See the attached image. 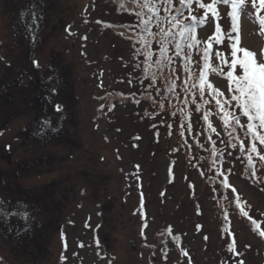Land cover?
<instances>
[{
	"label": "rangeland",
	"instance_id": "obj_1",
	"mask_svg": "<svg viewBox=\"0 0 264 264\" xmlns=\"http://www.w3.org/2000/svg\"><path fill=\"white\" fill-rule=\"evenodd\" d=\"M219 6L228 35L229 7ZM171 8L163 0H0V187L21 181L28 198H42L40 189L59 179L68 197L60 217L49 202L29 216L33 235L19 219L24 204L0 200V264H264V145L250 152L247 119L231 100L221 61L229 39L215 41L212 18L198 32L216 43L213 70L197 58L185 69L170 32L184 29ZM255 10L248 0L241 37L259 59L264 35ZM61 56L70 70L64 83L45 75ZM34 65L44 85L72 93L73 156L64 146L33 150L19 136L35 115L18 101L34 88ZM54 153L61 156L52 168ZM38 161V170L25 171ZM16 162L25 176L13 173ZM33 249L46 253L31 258L25 250Z\"/></svg>",
	"mask_w": 264,
	"mask_h": 264
},
{
	"label": "trees",
	"instance_id": "obj_2",
	"mask_svg": "<svg viewBox=\"0 0 264 264\" xmlns=\"http://www.w3.org/2000/svg\"><path fill=\"white\" fill-rule=\"evenodd\" d=\"M246 0V4H247ZM201 3L207 5L211 4V1L206 2L205 0H200ZM220 4L218 3L214 5V8L217 12V14H220ZM173 8L180 9V11H175L174 18L177 22V27L184 29L183 33H178L176 31H170L173 35L172 38L177 42L179 40V44L176 45V54L174 56L178 59V61H187L188 64L185 67V69H188L190 66V63L194 61L196 58L195 65L200 64L202 69L207 73L210 70H213L211 68L212 66V52L214 50V46L216 43H214L212 40H204L199 35V28L206 25L212 18H214L213 13L206 8H200L199 5L196 3V0H192V3L189 5L187 3V0H185V4L181 5L180 0H172ZM225 5V4H223ZM229 7V15L231 17V5H226ZM173 8H171L170 11H173ZM207 12V16L205 13ZM262 13V12H261ZM260 13V14H261ZM126 17H131V13H124ZM192 17H196V19H192ZM216 25L219 24L220 27L223 26V23L220 22V17H215ZM166 19H168V16H166ZM232 22V19H231ZM239 28H240V17H239ZM188 29H194V32L188 31ZM222 33V39L221 42H217L219 44L223 42V40L226 38L229 39L230 45L232 43V40L230 37H234L236 33L231 30L228 35L225 33ZM217 35V34H216ZM227 35V37H226ZM240 35V32H239ZM28 36V35H27ZM195 37L196 40L199 41L194 47H189V44H191L192 37ZM170 45V44H169ZM174 46V45H170ZM179 46V47H177ZM241 46V44H240ZM242 47V46H241ZM205 50L208 52V59L205 60ZM232 50V49H231ZM187 51V52H186ZM175 52V49H174ZM180 52L185 53L184 57L181 55ZM170 53V52H169ZM224 60L227 61L226 64H230L231 62V53L228 56L227 54L223 53ZM242 55V54H238ZM61 57H57V59L51 60V65H49V70L45 74L48 78L52 75L51 79H56L57 77L59 79H62L63 83L68 79V76L70 75V70L68 67H65L63 64V60ZM179 65H181L178 62ZM64 65V66H63ZM58 71V73H54V70ZM211 68V69H210ZM190 69H194V66H190ZM31 71H33V79L31 80V85L34 84V88H30L28 93H22V98H19L18 101H22L23 105H29L28 109L34 110L35 115L32 118L31 122L19 132V136L21 140H23V143L33 148V150H39L43 149L44 147H51L56 148L57 146H64L67 147L69 156H73L72 154V146L77 145L74 135H70L69 127L74 124H76V113L74 109V103L71 99V94L69 91L64 93H58V91L61 90V87H55L53 85H48V83H45L44 75L42 74L39 69L36 68L34 65L33 69L31 67ZM51 72V73H50ZM25 103V104H24ZM66 106V108H65ZM65 108V109H64ZM51 111H48V110ZM59 109V110H58ZM13 116L15 114H11L8 119H6L2 126L8 125L12 120ZM24 144V145H25ZM75 147V146H74ZM73 147V148H74ZM61 156L59 153L53 154L50 167L54 168L57 165V161L55 160L56 157ZM28 168L25 170L26 172L33 173L35 170H38L40 162H35V164L31 162H27ZM38 163V164H37ZM42 163V162H41ZM35 169V170H34ZM79 170V168H77ZM76 169V170H77ZM82 169V168H80ZM22 163L16 162L14 165V171L13 173L15 176H19L22 173ZM45 170V167L42 169ZM85 169L82 171H78L79 174H83L87 177V174L84 173ZM21 176H25L24 172ZM11 183V182H10ZM1 185H4L3 182H1ZM0 189H3V193H1L0 200H3L6 207H14L16 203L24 204V216H20V220H24L23 224L25 225V232H28V234L33 235V231L29 230V226L31 225L30 221L28 220L30 215L32 214H39V211H44L45 204L49 202V206L53 203V214L54 212H57V209L55 207V202L61 203L62 197L64 198L66 196L65 192L67 189L63 187V181L61 180H53L46 185H44L40 190L42 193H45V196L42 198H36L35 195L34 198L27 197L26 194H29L28 191H25L24 188L21 185V181L17 182L15 186L10 187H0ZM48 189H52L51 192H48ZM13 190V191H12ZM15 193L17 196V199L12 200V198L9 196L10 193ZM54 198V199H53ZM12 201V202H11ZM7 202L11 203L10 205H7ZM52 207V205H51ZM27 214V216H25ZM12 215V213H10ZM43 216V215H42ZM57 216V215H56ZM22 217V218H21ZM58 218V217H57ZM31 219V218H30ZM4 222H8V225H12L14 222L10 219L4 218ZM27 226V227H26ZM27 228V229H26ZM32 226H30V229ZM15 232V231H14ZM6 236L13 235L9 233H5ZM13 242V241H12ZM15 242V241H14ZM35 250V249H33ZM30 251V250H28Z\"/></svg>",
	"mask_w": 264,
	"mask_h": 264
},
{
	"label": "snow or ice",
	"instance_id": "obj_3",
	"mask_svg": "<svg viewBox=\"0 0 264 264\" xmlns=\"http://www.w3.org/2000/svg\"><path fill=\"white\" fill-rule=\"evenodd\" d=\"M163 3L171 5L172 0H163ZM180 3L184 5L185 0H180ZM187 3L190 5L192 0H187ZM196 3L200 8H206L211 11L213 16L217 18L218 14L214 8L215 4L223 3L225 5H231L232 30L236 33L234 37H230L232 40V59L230 64H228L229 71L227 72V77L231 85H234V87H230V91L234 93L231 96V100L236 102V107L240 110L243 117L247 119L246 135L251 141L250 152L258 153L256 142L258 141L260 145H264V49L261 50L260 58L258 59L256 52L240 46L241 37L239 35L240 28L238 21L246 6V0H212V3L207 5L201 3L200 0H196ZM251 3L258 14L259 24L261 25L260 34L264 35V16L259 15L261 12H264V0H251ZM177 11H180V9H177ZM205 15L207 16V12ZM192 19H196V17H192ZM188 31L194 32L195 30L188 29ZM215 31L217 33L215 36L216 41L221 42L222 33L219 24L216 25ZM192 41L189 47H194L199 43L194 36L192 37ZM217 55L220 56V53H217ZM207 59L208 52L205 50V60L207 61ZM221 61L222 63H227L222 56ZM221 74H223L222 70ZM208 87L213 88V85L208 84ZM201 88L203 90V74L201 76ZM213 90L218 92V90ZM218 94L222 95V93ZM217 103L219 104L220 101L217 100ZM229 116L235 122L233 125L234 127H243V125H241L240 116L235 114H229ZM251 159L249 155V163H251ZM260 159L264 160V156H260ZM233 191H235V189H233ZM243 214L245 216L248 215L247 212ZM255 223L256 222L253 221V224ZM260 235L264 236V232H261ZM185 255H187V253H185ZM240 264H243V262L241 261Z\"/></svg>",
	"mask_w": 264,
	"mask_h": 264
},
{
	"label": "flooded vegetation",
	"instance_id": "obj_4",
	"mask_svg": "<svg viewBox=\"0 0 264 264\" xmlns=\"http://www.w3.org/2000/svg\"><path fill=\"white\" fill-rule=\"evenodd\" d=\"M68 197H64L63 198V201L65 200L66 201V199H67ZM66 203V202H65ZM65 203H59V202H55V207H56V209H57V212H54V214L56 215H58V217H60L59 215H63V210H64V206H66V204ZM63 204H64V206H63ZM57 219H59V218H57ZM26 251V253H29V256H31V258L34 256V257H40L39 256V254L40 253H42V254H45L46 252L45 251H39V250H30V251H28V250H25ZM33 255V256H32ZM45 256V255H44ZM43 256V257H44ZM45 258H47V257H45ZM40 263H43L42 262V260L40 261Z\"/></svg>",
	"mask_w": 264,
	"mask_h": 264
},
{
	"label": "water",
	"instance_id": "obj_5",
	"mask_svg": "<svg viewBox=\"0 0 264 264\" xmlns=\"http://www.w3.org/2000/svg\"><path fill=\"white\" fill-rule=\"evenodd\" d=\"M131 242H132L133 244H135V240H134V239H132Z\"/></svg>",
	"mask_w": 264,
	"mask_h": 264
}]
</instances>
